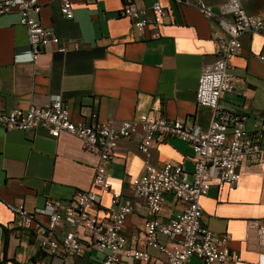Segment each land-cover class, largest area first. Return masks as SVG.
<instances>
[{
  "label": "crops",
  "instance_id": "obj_1",
  "mask_svg": "<svg viewBox=\"0 0 264 264\" xmlns=\"http://www.w3.org/2000/svg\"><path fill=\"white\" fill-rule=\"evenodd\" d=\"M39 20L55 33L61 44L78 42L60 54L47 47L35 62L30 59L25 27L15 11L0 16V104L4 111L45 106L61 99L70 107L73 122L130 120L146 114L179 119L195 128L206 129L211 110L196 103L195 92L201 68L215 59L212 32L218 29L194 7L159 0L166 11L159 37L150 31L137 33L131 21L120 15L127 0H71L73 18L62 17L58 0H37ZM137 7H150L153 0H130ZM218 11L224 0H204ZM248 15L264 12V0H247ZM264 49L260 34L239 37L238 53L229 60L236 76L234 91L219 103L246 116V128L264 125V65L257 55ZM264 141V130L263 138ZM138 137L121 139L106 169L111 191L131 199L129 181L143 171L137 147ZM193 151L178 139L170 138L152 149L151 164L161 169L168 162L180 163L191 174ZM96 154L84 150L81 141L67 133L52 138L48 130H7L0 126V200L21 203L28 210L44 205L47 199L61 200V210L73 196L91 189L100 196L93 212L103 218L110 207V192L92 184ZM234 187L212 180L209 192L200 200L201 223L215 234H229L228 248L239 262L223 264H264L263 251L247 237L250 221H264V163L241 164ZM183 209L171 194L163 198L158 218L169 222ZM149 210L139 197L132 200L122 234L126 246L144 249L147 262L125 256L120 264H168L157 249L145 246V222ZM45 221L44 217L39 218ZM64 225L56 232L62 234ZM80 257L51 256L41 250L31 232L4 205H0V264H96L104 254L83 235ZM157 240L167 239L158 234ZM187 264H203L191 258ZM217 264V263H214Z\"/></svg>",
  "mask_w": 264,
  "mask_h": 264
},
{
  "label": "built area",
  "instance_id": "obj_2",
  "mask_svg": "<svg viewBox=\"0 0 264 264\" xmlns=\"http://www.w3.org/2000/svg\"><path fill=\"white\" fill-rule=\"evenodd\" d=\"M170 1L194 7L205 18L213 19L218 26L212 32L215 59L202 66L195 92L196 103L211 110L206 129L195 128L179 119L146 114L122 121L73 122L69 105L61 99L50 100L45 106L31 104L27 109L13 108L7 111L0 104V126L7 130L44 128L54 139L61 133L78 138L84 150L98 157L92 184L110 192V207L103 218H98L93 212L101 199L91 189L78 191L62 211V202L58 199H47L42 207L31 211L21 203L0 200V205L19 219L22 228L31 232L40 249L51 256H82V231L104 254L96 264H120L122 256L147 262L149 254L144 249L127 247L122 234L124 221L132 212V200L139 197L150 214L144 224L145 246L157 249L168 264H187L191 258L203 264L241 260L228 248L229 234H215L202 225L200 200L208 194L212 180L234 187L239 180L237 169L241 164L264 163V125L254 124L252 130H248L245 115L225 109L219 103L223 95L232 93L235 88L236 76L230 70L229 60L238 53L239 37L255 33L264 37V12L248 15L242 7L247 0H224L218 11H214L204 0ZM58 2L62 17L72 19L71 0ZM13 11L19 14L18 23L26 29L32 62L47 47L60 54L78 47L75 40L61 44L53 31L41 25V5L37 0H0V16ZM120 15L131 21L137 33L149 30L151 37L157 38L166 11L159 0H153L150 7H137L127 0L120 8ZM257 58L264 65V49ZM133 137H138L137 147L143 159V171L129 181L132 198L121 201L122 194L111 191L106 166L115 155L119 140ZM170 138L181 140L192 149L191 174L177 162H168L161 169L151 164L153 147ZM166 194L181 202L183 209L165 223L158 218V214ZM40 217H44L45 221H41ZM248 223L247 237L253 239L263 251L260 257H264V221ZM64 225H68L70 230L58 234L56 230ZM158 234L164 236L167 242H159Z\"/></svg>",
  "mask_w": 264,
  "mask_h": 264
}]
</instances>
